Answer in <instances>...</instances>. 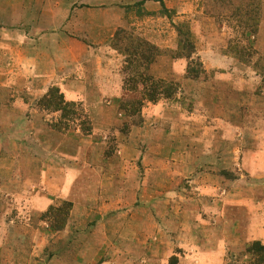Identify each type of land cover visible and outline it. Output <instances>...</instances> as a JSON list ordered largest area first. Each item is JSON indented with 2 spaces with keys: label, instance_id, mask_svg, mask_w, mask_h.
Masks as SVG:
<instances>
[{
  "label": "crops",
  "instance_id": "crops-1",
  "mask_svg": "<svg viewBox=\"0 0 264 264\" xmlns=\"http://www.w3.org/2000/svg\"><path fill=\"white\" fill-rule=\"evenodd\" d=\"M11 1L0 0V9L5 10L7 18L16 5ZM19 1L20 7L29 12L31 1ZM140 1L81 0V8L69 6L71 17L75 10L81 12L71 27H36L34 0L30 24L0 27L8 39L14 33L11 29L16 30L14 62L18 65L20 86L27 89V95L38 99L56 85L67 100L82 102L93 121V133L75 140L74 151L60 152L67 162L60 169L53 156L59 154L58 138L70 145L66 141L68 134L61 136L53 129L43 132L50 145L36 155L49 157V164L39 168V176L44 178L41 183L46 182L48 189L44 192L39 187L31 200L19 201L18 207L24 210L29 204L28 209L33 207L41 213L52 204V195L71 201L64 234H71L72 240L90 239L98 230L101 235L97 238L119 239L120 231L111 229L122 223L120 218L125 210L137 214L142 208L145 215H136L132 221L135 229L130 239L136 241V246L138 241L145 242V250H135V258L141 255L147 264H157L160 259L155 257L153 247L161 239L165 243L163 257L176 254V264H222L228 251L240 254L253 241L264 244V73H247L240 83L227 45L222 39L211 38L207 27L200 25L203 34L201 41L198 37L195 40L197 55L207 72L215 71V76L210 80L186 77V58L170 54L177 48L172 27H146L142 19L137 27H127L130 7ZM181 1V5H173L170 0H145L141 6L159 11L163 2L168 9L177 7L181 14L185 12V0ZM87 5L94 6L105 17L100 27H93L81 17L89 12ZM121 28L141 36L168 33L171 40L146 37L161 49L149 66V74L166 81L173 75L204 88L186 98V90L179 86L173 98L146 102L143 120L131 126L125 140L119 141L117 152L107 155L94 134L102 127L116 124L119 114L126 60L115 47L114 37ZM255 83H259L258 101L244 102L241 115H237L240 110L235 115L233 103L224 101L222 93L207 96V88L220 92L240 89L251 95ZM20 108L25 110L29 105ZM20 112L23 111L19 109ZM30 122L22 116L12 125L27 127ZM0 140V172L4 166V179L16 177L13 167L15 164L18 170L21 168L23 150L13 147L8 138L2 136ZM86 142L90 145L83 144ZM56 176L62 178L58 188L52 187ZM102 198L108 201H100ZM92 210L94 219L90 218ZM93 222L95 226H91Z\"/></svg>",
  "mask_w": 264,
  "mask_h": 264
},
{
  "label": "rangeland",
  "instance_id": "rangeland-1",
  "mask_svg": "<svg viewBox=\"0 0 264 264\" xmlns=\"http://www.w3.org/2000/svg\"><path fill=\"white\" fill-rule=\"evenodd\" d=\"M29 1L33 6L34 0ZM89 1L93 3L95 0ZM170 1L173 5L176 3L181 5L182 3L181 0ZM35 2L36 27H71L73 21L80 18L81 12L77 10L73 12L71 17L69 6H72V9L81 8L79 6L81 0H35ZM11 3L16 5L8 18L5 16V10L0 9V27H18L19 24L24 22L30 24L28 21L33 19L32 6L29 7V12H27L29 16L27 17V10L20 7L21 2L19 0H12ZM39 3H41L40 8H38ZM87 7H90L89 12H84L81 17L84 16L88 19L92 25L94 24L93 27H100L99 23L105 17L94 6L87 5ZM184 9L185 12L178 14L177 7L174 6L169 9L165 7L159 11H151L141 6V4H135L130 7V12L127 15L129 21L127 27H137V22L141 19L146 22V27L163 29L172 27L174 32L172 38H175L177 48L171 50L170 54L171 56H177V54L185 51L183 46H179V40L190 39L195 43L198 37L201 41L203 31H200L199 26L202 25L207 27L212 36L211 38L215 40L222 39L227 45L228 51L233 54L234 64L232 67L234 68L235 77L240 83L243 75L244 78L245 76L247 78V73H264V0H185ZM176 27L181 30L180 36ZM11 30L14 33L10 35L12 38L9 39L0 32V137L8 138L13 147L20 148L23 152L21 154V168L18 170L15 164L13 167V171L18 174H15L16 177L11 176L4 179L3 175L7 174L4 166L2 168L3 172H0V264H147L141 255H137L136 258H139L136 259L134 254L135 250L138 252L145 250V242L138 241L139 243L136 246L133 243L136 241L130 239L135 229L132 221L135 220L136 215L138 217L145 215V210L142 208L139 209L137 214L134 210H125V214L120 218L122 221L119 224L120 227L118 225V227L111 229L112 231H120L121 237L119 239L97 238L98 235H101L100 230H98V233L96 231V234H91L90 237L92 238L90 239L78 238L72 240L69 238L71 234L68 237L64 234L67 224L62 229L54 227L55 211L49 210L50 207H62L69 200L52 195V204L41 213H36L37 211H34L33 207L28 209L29 204L28 207H24V210L18 207L20 205L19 201L31 200L39 187L42 190L45 189L44 192L48 189L46 182L41 183L44 178H40L39 168L42 167L41 164H49V157L47 156L46 159L36 155V152L39 153L40 149V151H45L50 145L47 141L49 139L44 138L43 132L46 129H53L59 132L61 136L62 134H68L69 139L66 140L70 143V145L66 144L68 146L62 142L63 138H58L57 152L59 151V154L53 156L58 169L67 164L66 157L61 155L60 152L74 151L73 148L77 144L75 140L88 135H84L81 131L79 123H81L82 118L74 122L70 121L66 128L52 127V124L57 123L59 119L61 120V111L43 110L39 105L42 96L35 99L27 95L25 87L20 86L18 65L14 62V59L17 58L16 43L18 36L15 29ZM167 34L162 32L161 36L158 33L153 34V36L148 33L147 36L148 39L161 40L164 38V40H171V36L169 37ZM147 36L140 35L137 37L147 40ZM122 41H125L123 37ZM9 44H12V47L8 48L7 45ZM195 51L197 54L196 48ZM198 60H200V57L196 58L194 56L191 67L200 72L199 77H201V80H210L211 77H214L215 71L207 72L203 62H201L202 66H199ZM186 61L188 66L190 60L186 59ZM167 81L173 91H177L179 86L184 88L186 98H192L191 96L195 90H199L200 87L204 88V86H199L193 81L183 82L182 79H178L173 75L169 76ZM258 86L259 83H255L253 85L254 94L250 93L254 98H251L248 92H243L240 89L220 92L217 88L215 91L212 88H207V96L209 95V98H212L214 95L217 97L218 93H222L221 96L224 101L227 100L228 103H233L235 115L239 110L237 115H241V107L244 102L258 101ZM173 96L170 98H173ZM121 101L120 99L119 107ZM176 101L171 102L175 105ZM76 102L80 103L86 110L82 102ZM93 102L91 100L90 104H93ZM21 105L22 107L29 105V108L23 110V108H20ZM19 109L23 111L20 112L21 114H19ZM22 116L24 119L27 118L32 121L30 125L27 127L13 126L12 123ZM69 117L74 118L72 115ZM111 119L114 120V118ZM142 120V113L141 117L139 115L130 116L119 108L116 124L97 130L94 134L95 140H101L103 143L101 147L104 149L105 154L112 155L119 150V141L125 140V135L129 134L131 126L139 124ZM87 139L91 141V138ZM83 144L90 145L87 142ZM53 146L55 147V145ZM53 165L54 163H52ZM9 171L10 169H8ZM61 179L56 176L55 186L52 187H61ZM100 201L107 202L108 199L102 198ZM71 209L67 213H63V217L68 219ZM95 216L92 210L90 218L94 219ZM91 226H95V222L91 223ZM72 237H74L73 234ZM160 240H156L153 247L157 254L155 257L160 259L157 264H176L178 259L176 254L164 255L163 257L162 252L165 243ZM251 244L252 242L248 244L246 251L240 254L228 251L222 264H259V254L256 252L255 246ZM140 245H143V247H140ZM249 247L250 252L247 251ZM176 250L179 249L176 248ZM163 259L165 262L162 261Z\"/></svg>",
  "mask_w": 264,
  "mask_h": 264
},
{
  "label": "trees",
  "instance_id": "trees-1",
  "mask_svg": "<svg viewBox=\"0 0 264 264\" xmlns=\"http://www.w3.org/2000/svg\"><path fill=\"white\" fill-rule=\"evenodd\" d=\"M144 1L142 0L137 4H142ZM162 6L165 8L163 2ZM176 30L180 36V28L176 27ZM137 36L140 35L135 31L121 28L115 34L114 45L125 56L126 60V65L123 68L125 74L124 94L119 108L130 116L139 115L141 117L142 108L146 102H156L161 97L170 98L176 93V90L173 91L168 81L156 79L149 74V66L161 52V49L146 39L142 37L138 38ZM122 37L126 42L122 41ZM179 46H183V50L185 51L173 57H183L190 60L186 70V77L198 78L200 72L191 67L194 56L196 58L199 57L195 51L194 41L192 42L190 39H186L185 41L179 40ZM198 61L201 67L202 61ZM39 105L45 111H61V120H58L59 123L52 124V127L58 129L66 128L70 121L74 122L82 118L81 123H79L81 131L84 135L92 133L93 123L87 111L80 103L67 100L60 87L56 85L49 87L48 91L41 97ZM71 115L74 118L69 117ZM72 206L73 203L69 201L65 202L62 207L49 208V210L55 211L54 227L62 229L67 224L68 219L67 217H63V213H67ZM251 245L255 246L256 252L259 254V264H264V244L260 241H253ZM247 251H251L250 247Z\"/></svg>",
  "mask_w": 264,
  "mask_h": 264
}]
</instances>
